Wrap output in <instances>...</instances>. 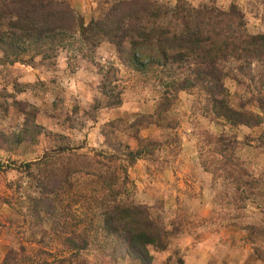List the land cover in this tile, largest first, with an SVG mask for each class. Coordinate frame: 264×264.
I'll use <instances>...</instances> for the list:
<instances>
[{"label":"rangeland","instance_id":"obj_1","mask_svg":"<svg viewBox=\"0 0 264 264\" xmlns=\"http://www.w3.org/2000/svg\"><path fill=\"white\" fill-rule=\"evenodd\" d=\"M60 1L85 24L136 11ZM181 2L235 6L264 34V0ZM132 53L77 35L46 60L0 52V264H264V63H222L245 120L232 124L199 88L136 72Z\"/></svg>","mask_w":264,"mask_h":264},{"label":"trees","instance_id":"obj_2","mask_svg":"<svg viewBox=\"0 0 264 264\" xmlns=\"http://www.w3.org/2000/svg\"><path fill=\"white\" fill-rule=\"evenodd\" d=\"M179 2L168 8L136 0L132 15L115 21L113 14H106L104 19L85 24L64 1L0 0L1 58L7 64L22 62L19 58L24 54L30 61L37 56L41 60L55 58L74 35L93 48L104 40L116 45L127 40L131 55L136 54V58H129L136 72L161 82L165 89L199 88L215 118L232 124L245 121L230 104L222 82L226 76L222 63L263 64L264 34H248L235 6L221 10L212 4L194 7ZM117 6L114 12L119 11ZM126 18L134 20L128 27ZM256 84L264 89V69Z\"/></svg>","mask_w":264,"mask_h":264}]
</instances>
